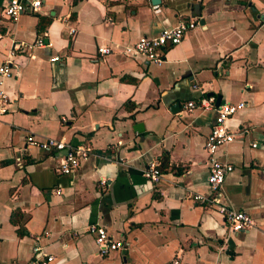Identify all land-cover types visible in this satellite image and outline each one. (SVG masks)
Segmentation results:
<instances>
[{"label": "crops", "instance_id": "1", "mask_svg": "<svg viewBox=\"0 0 264 264\" xmlns=\"http://www.w3.org/2000/svg\"><path fill=\"white\" fill-rule=\"evenodd\" d=\"M37 1L15 21L0 14V64L13 65L0 85L9 99L0 114V264H33L36 238L51 264H264V0ZM192 18L202 23L161 63L123 54ZM40 37L46 47H13ZM200 97L245 105L227 125L247 131L218 151L232 167L223 204L254 222L244 232L191 199L208 192L202 146L213 114L183 110ZM29 135L88 144L93 154L59 175L54 154L25 147ZM149 163L161 172L156 184L141 176ZM93 224L125 249L97 256Z\"/></svg>", "mask_w": 264, "mask_h": 264}, {"label": "built area", "instance_id": "2", "mask_svg": "<svg viewBox=\"0 0 264 264\" xmlns=\"http://www.w3.org/2000/svg\"><path fill=\"white\" fill-rule=\"evenodd\" d=\"M39 7L40 3L37 0L26 3L22 0H4L0 14L8 21H15L25 11L33 12L38 10ZM151 8L156 10L158 6L152 5ZM199 26L196 18L181 19L176 25L162 29L154 37H139L133 44L123 49V54L125 56L141 57L146 62L159 64L162 62L167 49L180 44L187 32ZM74 32V28L69 29L70 35H73ZM46 46L47 43L43 41V37L28 45H13L15 50L21 48L25 51H32L35 48ZM96 52L100 56H105L110 54L111 51L109 48L100 47L97 48ZM50 61H57V57L50 59ZM12 67L13 65L9 60H5L0 64V85L3 78L11 75ZM8 105V97L0 90V114H4L7 111ZM244 106L243 102L236 104L219 103L215 105L213 97H200L196 101L186 102L183 106L185 112L198 110L201 112H212L213 114V123L202 146L207 161L206 186L208 192L207 194L195 193L191 196V199L205 209H214L221 215L228 231L231 233L244 232L254 226L249 214L244 211L233 210L223 204L222 187L224 179L232 171V167L218 159V151L221 148L231 143L236 135H242V133L247 131L243 128L233 132L227 125V121ZM25 147H34L44 153L54 154L57 159L55 172L59 175H70L76 172L80 165L93 154V150L88 144L73 145L63 139L35 138L32 135L25 138ZM252 147H255V145L253 144ZM141 176L145 180L156 184L161 179V172L156 163H149L141 171ZM104 185V180H100L99 186L103 187ZM87 232L93 236L96 254L99 257H106L113 252L125 249V242L113 239L102 226L90 225L87 227ZM44 235L47 234L45 233ZM37 241L38 238L35 239V244L31 250L34 256L33 264H51L54 257L46 254ZM172 264H177V261L173 260Z\"/></svg>", "mask_w": 264, "mask_h": 264}, {"label": "water", "instance_id": "3", "mask_svg": "<svg viewBox=\"0 0 264 264\" xmlns=\"http://www.w3.org/2000/svg\"><path fill=\"white\" fill-rule=\"evenodd\" d=\"M201 23H202V22L200 21V22H199V25H200ZM218 104H219V99H216V100H215V105H218ZM138 125H139V124H138ZM138 125H135V128H134L135 131H136V128L139 127ZM139 128H140V127H139Z\"/></svg>", "mask_w": 264, "mask_h": 264}]
</instances>
